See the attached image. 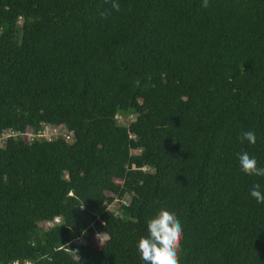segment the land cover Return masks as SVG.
I'll return each mask as SVG.
<instances>
[{"label":"trees","instance_id":"trees-1","mask_svg":"<svg viewBox=\"0 0 264 264\" xmlns=\"http://www.w3.org/2000/svg\"><path fill=\"white\" fill-rule=\"evenodd\" d=\"M118 3L0 0V264H146L160 210L179 264H264V0Z\"/></svg>","mask_w":264,"mask_h":264},{"label":"clouds","instance_id":"clouds-1","mask_svg":"<svg viewBox=\"0 0 264 264\" xmlns=\"http://www.w3.org/2000/svg\"><path fill=\"white\" fill-rule=\"evenodd\" d=\"M104 2L109 3V0H104ZM208 6L209 0H203L202 7L207 8ZM111 8L115 11L120 10L118 0H111ZM109 15L110 12L107 10L100 12L101 18L106 19ZM240 140L254 145L256 143L255 133L245 131L241 134ZM238 159L240 168L246 175L264 177V168L258 167L255 157L242 152L238 154ZM250 195L257 203H264V192L260 191L259 184L253 185ZM147 232V237H141L137 243L140 258L146 264H179L183 228L177 216L172 212L160 210L154 218L148 220ZM104 234H98V238Z\"/></svg>","mask_w":264,"mask_h":264},{"label":"rangeland","instance_id":"rangeland-1","mask_svg":"<svg viewBox=\"0 0 264 264\" xmlns=\"http://www.w3.org/2000/svg\"><path fill=\"white\" fill-rule=\"evenodd\" d=\"M118 119V122L120 125H129L133 120H134V117L133 116H127V117H124V116H118L117 117ZM60 133H64V131H62L61 129L59 128H53V127H49V128H46L42 133L40 134H37L35 135L34 133H32L31 131H28L27 132V135L28 137H31V138H36V139H40V138H45V139H51L52 137L60 134ZM10 134L7 132L3 135V139H5L6 137H8ZM67 139L68 141L70 142L72 139L71 137L67 136ZM128 201V198L126 197L125 198V202ZM119 205H118V202L115 201L111 206H110V210L112 212H116L117 209H118ZM107 240V237L105 235L101 236L98 238V235L95 237V239L93 240L92 244L96 247V248H99L101 247L105 241Z\"/></svg>","mask_w":264,"mask_h":264},{"label":"built area","instance_id":"built-area-1","mask_svg":"<svg viewBox=\"0 0 264 264\" xmlns=\"http://www.w3.org/2000/svg\"><path fill=\"white\" fill-rule=\"evenodd\" d=\"M56 221H57V219L54 220V222H56ZM45 225H46V226H51V225H52V222H47ZM14 264H17V263H14ZM27 264H28V263H27Z\"/></svg>","mask_w":264,"mask_h":264}]
</instances>
